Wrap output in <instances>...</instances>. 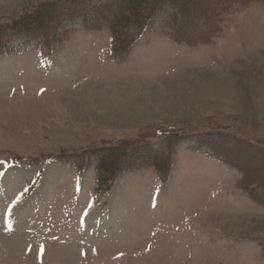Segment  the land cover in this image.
Here are the masks:
<instances>
[{
  "label": "rangeland",
  "instance_id": "374dc122",
  "mask_svg": "<svg viewBox=\"0 0 264 264\" xmlns=\"http://www.w3.org/2000/svg\"><path fill=\"white\" fill-rule=\"evenodd\" d=\"M46 1L0 0V264H264V0H161L127 50L128 1L78 0L45 19L66 40L5 43Z\"/></svg>",
  "mask_w": 264,
  "mask_h": 264
},
{
  "label": "trees",
  "instance_id": "16d2710c",
  "mask_svg": "<svg viewBox=\"0 0 264 264\" xmlns=\"http://www.w3.org/2000/svg\"><path fill=\"white\" fill-rule=\"evenodd\" d=\"M83 1V0H81ZM128 4L125 7H118L117 13H114L112 18L110 19H105L107 23L109 24V30L113 37L115 38L116 42L121 48H125L126 50L130 48L132 43L135 42L137 36H139L143 30L146 29V24L151 19V16L154 14L155 11H157L159 8H157L158 4L161 3V0H151L147 2L146 0H127ZM174 2V4L177 5L180 9H183L182 14L185 18L190 17L191 15V9L199 6L200 4L198 3L197 0H170ZM250 0H224L220 6H224V9L227 7L229 8L231 4L235 3H240L242 5H246ZM78 3V0H48L46 2L39 3L37 6H35L32 10L27 11L23 13L20 17L12 20L9 24V26L6 28V31L9 33L8 35L5 34V43L6 39L9 40V36H15V35H23L26 39H37L40 42H45L47 45L50 46V42L54 39L57 42H61L66 40L64 38V31L63 34L58 31L54 32L56 36H53L51 32L49 31L48 27L52 30L54 28H51L48 26L45 21L46 18H48L47 14L49 13L50 15V21H52V16L53 13L57 12V10L62 13L63 9H67L71 5ZM132 2V3H130ZM76 3V4H77ZM75 4V5H76ZM141 4H145L144 8L145 11L141 14L138 6ZM162 5V3H161ZM160 5V6H161ZM98 6V5H97ZM94 5L92 7L93 9V14L98 12V7ZM227 8V9H228ZM62 10V11H61ZM72 10V9H71ZM69 11V9L67 10ZM201 17L206 20H216L219 19L221 16L220 15H212L210 11L205 12L201 9L199 12ZM145 16V17H144ZM106 17H102V15H99V17L96 18H91L89 21L85 23L87 25V28H97L96 23L100 19H104ZM88 21V18L86 19ZM84 23V20H83ZM129 26H134V31L137 32L136 36L133 37L129 33ZM15 34V35H10ZM135 34V33H134ZM2 35H0L1 39ZM23 40V39H22ZM24 41V40H23ZM3 49H5V46L0 48V53L3 52ZM122 149V148H121ZM120 146H113L111 148H108L107 150H104L106 153L103 156L100 151L99 157L96 159V167H95V172H96V179L98 184L102 187L105 188L106 190L108 189L109 185L113 179L115 178L116 174L119 171L120 164L119 162L122 160V156L124 155H118L115 159L111 160L110 156L111 154L115 155L117 151H120ZM124 152V151H123ZM107 155V156H106ZM139 167H143L141 164L137 163L136 164ZM152 167L156 168L157 171L161 174L163 173V170L158 166L157 160H155L152 164ZM109 182V183H108ZM249 183V181L243 180L241 177L239 179V186L243 188V191L247 193V195H250L253 197V193L249 190H246V185ZM254 198V197H253ZM264 203V200H263Z\"/></svg>",
  "mask_w": 264,
  "mask_h": 264
},
{
  "label": "bare ground",
  "instance_id": "6f19581e",
  "mask_svg": "<svg viewBox=\"0 0 264 264\" xmlns=\"http://www.w3.org/2000/svg\"><path fill=\"white\" fill-rule=\"evenodd\" d=\"M9 71H10V70H8V69L5 68V72L3 71V73H4L3 76H4V78L7 77L9 81H10V80L13 81V80H12L13 78L10 77L11 75L9 74ZM8 74H9V75H8ZM141 219H143L144 221L146 220V222L141 221V222L143 223V224L141 225V231H143L142 226H143L144 228H146L145 226L149 224V223H148L149 217H148L147 211L144 210V213L142 214V218H141ZM147 223H148V224H147ZM143 232H144V231H143ZM137 233H138V231L135 232V234H137ZM140 234H142V232H141ZM138 237H139V236H138Z\"/></svg>",
  "mask_w": 264,
  "mask_h": 264
}]
</instances>
